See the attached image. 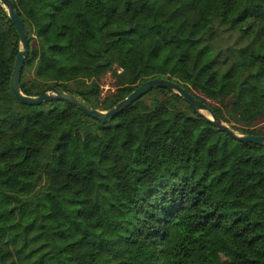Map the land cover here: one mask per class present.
I'll return each instance as SVG.
<instances>
[{"label":"trees","instance_id":"1","mask_svg":"<svg viewBox=\"0 0 264 264\" xmlns=\"http://www.w3.org/2000/svg\"><path fill=\"white\" fill-rule=\"evenodd\" d=\"M12 2L30 41L24 93L51 85L108 110L168 78L264 134V0ZM20 49L0 1V94L17 103H0V264H264V145L163 87L105 123L23 103Z\"/></svg>","mask_w":264,"mask_h":264},{"label":"water","instance_id":"2","mask_svg":"<svg viewBox=\"0 0 264 264\" xmlns=\"http://www.w3.org/2000/svg\"><path fill=\"white\" fill-rule=\"evenodd\" d=\"M4 6L7 8L9 16L19 33L22 49L18 52L14 67L12 70L11 77V89L15 97L26 104L37 105L42 103L43 101L48 100H62L66 101L70 104L77 106L79 109L84 111L87 115L92 118L99 120L100 122H108L110 119L121 111H123L126 107L131 105L134 101L142 97L148 91L156 87L168 88L169 90H173L180 94L182 98H184L188 103L192 105V107L201 113L207 120H209L212 124H214L218 129L226 132L232 138L243 141V142H252L255 144L264 145V134H242L238 133L234 129H232L225 121H223L220 117H218L214 111L200 98L196 95L185 89L178 82L170 80L168 78H151L144 81L140 84L136 89H134L127 97L117 103L114 107L108 110H101L97 108L90 107L86 102H83L77 99L71 92H67L65 90H60L53 86H47L43 92L39 95H28L23 92L21 88V77L22 71L25 64V58L30 52V41L28 38V30L25 26L22 18L20 17L19 12L15 9V5L12 0H0ZM203 110H207L209 114H206Z\"/></svg>","mask_w":264,"mask_h":264},{"label":"rangeland","instance_id":"3","mask_svg":"<svg viewBox=\"0 0 264 264\" xmlns=\"http://www.w3.org/2000/svg\"><path fill=\"white\" fill-rule=\"evenodd\" d=\"M101 83H102L103 90H104L105 93L108 92L112 88L111 78L110 77H105L104 80ZM0 103H6V104H9V105L17 106V103L15 101H13V99L11 98V96L9 94H0ZM203 111L205 113L207 112L209 114V112L207 110H203Z\"/></svg>","mask_w":264,"mask_h":264},{"label":"bare ground","instance_id":"4","mask_svg":"<svg viewBox=\"0 0 264 264\" xmlns=\"http://www.w3.org/2000/svg\"><path fill=\"white\" fill-rule=\"evenodd\" d=\"M207 113V112H206ZM208 114V113H207Z\"/></svg>","mask_w":264,"mask_h":264}]
</instances>
